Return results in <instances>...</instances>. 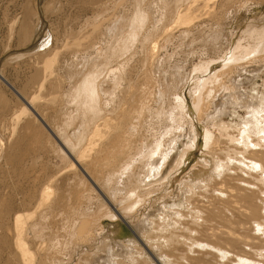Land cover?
<instances>
[{
	"label": "bare ground",
	"instance_id": "obj_1",
	"mask_svg": "<svg viewBox=\"0 0 264 264\" xmlns=\"http://www.w3.org/2000/svg\"><path fill=\"white\" fill-rule=\"evenodd\" d=\"M179 1L182 0H164V2H168L167 7L160 6L158 3L157 5L163 8L162 10L158 9V13L162 11L160 14L164 15L167 10L169 12L171 8H175L174 6ZM185 1V7L179 6L174 12L173 22L177 25L194 24V19L197 18L196 10L190 11L192 13L187 11L188 9L183 10L191 4L198 3L199 0ZM203 1L207 5L214 0ZM242 2L243 6L247 7L248 4L256 1L242 0ZM32 13L38 17L36 8ZM147 13L139 7H135L133 14L128 18V33H125L126 35L120 33L124 38L113 45L109 44L104 49H99L101 51L96 50L97 53L100 52L97 55L98 61L96 58L94 59L96 61L86 58L81 64V68L79 67L80 69L71 73V77L75 78L76 83L65 95L64 109L70 107L73 110L74 108L75 113L73 114L71 111L67 113L65 110L63 117H57L62 113L59 111L60 113L58 112L56 115L57 118L54 119L56 123H53L55 126L53 129L57 131L58 135L55 142L57 141L60 151L72 158V155L75 157L78 153V160L76 157L75 160L79 162L78 167L80 165L82 177H78L77 170H74V177H77L81 184L93 181L95 188L99 187L100 181H103V186H107L109 190V196L114 197L122 194L121 200L125 199V204L122 202L123 206H120L121 200H119V203L114 205L118 207L114 209L113 204H116V200L120 198L115 200L114 197V201L111 198L110 201L114 203L108 201L109 205L113 206V210L107 209L103 213L98 211L95 215L90 214L91 211L88 212L87 209H85L86 211L81 210L79 203L74 204L71 201L68 210L64 209L65 205H61L57 210V202L48 203L51 193L44 189L39 190L41 193H39L38 199L33 198L34 203L32 204L35 206L34 210L32 209L34 217L30 216L32 220H27L28 215H31L30 211V213L25 211L27 214L24 212L25 216L27 215L25 221H23V217L21 218L22 213H17L14 217L13 233L10 234L13 239V252L8 254L3 264H264V93L257 97L256 94L253 95L245 89L246 84H254L255 79H258L262 72L264 74V14L258 15L256 19L252 18V20L246 21L242 30L243 36L249 38L251 43L252 39L258 41L254 48L250 47L249 43L243 45L241 41L237 40L238 43L237 41H235L236 44L233 42L229 55H224L222 59L220 58L221 61L218 60L221 62L220 68L216 69L214 62L211 61L202 62L193 67L195 73L197 72L196 76L197 74L199 76L200 73L201 77H197L193 86L191 85L194 82L190 81L188 94L192 104L188 103L184 92H175L170 102L171 95L169 96L168 89L164 90L160 87L155 92L156 83L160 79L155 81L151 74L152 64L150 65V61L158 51L157 42H154L147 48L146 56L149 60L144 64L145 72L142 74L143 87H140L139 106L130 111L124 105V110L118 111L116 116L108 118L104 114L105 109L113 111L115 103L123 101L124 94L133 89L131 79L128 78L126 82V78L124 80L123 67L128 64L122 56L129 42L141 41L137 38L140 36H138V32L142 27H145L144 25L150 17ZM27 16L29 17V15ZM164 17L166 16L164 15ZM118 18L120 19L114 21L115 23L124 19ZM28 24V21L24 23L26 26L25 38L30 43L35 38L33 37L34 33L36 32V35H38L37 31L42 33V28L38 27L37 29L38 22L33 24L34 26H28ZM118 28L114 25L111 27L117 31L120 30ZM148 29L149 26L146 31L144 30L145 35L142 40H146L152 34ZM219 31L223 32L218 28L216 31L218 37L222 34ZM41 33L37 43L23 52L8 57L9 60L21 59L20 57L34 54L38 56L39 62L44 64L40 65L47 69L48 66L45 65L51 63L55 55L52 46L50 49L48 48L52 42H50L47 31L45 37L43 33L42 38ZM87 41L83 42L87 44ZM75 42L82 43L85 47L83 42L79 43L80 41L77 40ZM252 44L254 45V43ZM91 46L93 45L91 44ZM74 47L71 50H75L76 54L78 51L76 49H79L80 46L79 48ZM83 47L79 49L81 53L82 50L84 52L85 48L83 49ZM3 60L0 59L1 64H4ZM114 62H116L115 65L109 67ZM101 63L105 64L106 69L108 67L110 69L107 71L111 76V79L106 78L108 81L104 78L98 79L100 76L102 78V73L99 71L101 73L99 76L98 69H105L101 67L102 65L96 71L91 73L87 71L89 67L93 66V70ZM121 69L122 74L115 72L116 70L120 72ZM105 70L102 71L103 74ZM123 84L124 86H122ZM111 85L120 88L118 94H116L117 89L113 90ZM218 85L219 88L224 87L225 93H222L216 101L213 97ZM52 86L55 91L56 86ZM110 86L111 90H109ZM256 92L258 93L257 90ZM53 96L52 98H54ZM52 98L50 97L49 101L52 100L54 107L53 100H57L58 97ZM0 101H2V97ZM52 102L50 103L52 104ZM167 102H169L168 107H166ZM125 103L128 105L127 101ZM58 105L62 106L63 103H58ZM65 106L67 107L65 108ZM53 107L52 109H57ZM58 107V110H61L60 106ZM231 113H235L238 119L233 123L225 121ZM148 117L151 120L155 119L157 125L155 127L158 128V124H162L164 131L160 132V129L156 130L155 127H152L150 125L152 121H146ZM76 120L78 124L73 128L72 134H69V129L72 128ZM145 122L148 123L147 127L151 128V132L144 137L141 133L139 134V131ZM214 127L217 128L216 131L219 134L213 133L211 128ZM50 131L48 130V133L32 131L29 143L36 147V150L39 148L45 151L50 134L52 135ZM22 138H17L18 141L8 147H3L1 141L0 157L4 156V160L6 157L5 164H10V172L13 174L20 172L19 175L26 174L27 176L29 167L21 165L20 162V158L26 154V149L17 144L27 145L26 139ZM83 143H85L84 148ZM197 149L201 150L200 155L197 161L189 166V160ZM23 151L25 153L21 156ZM74 161L73 163H76ZM32 164L29 165L31 166L30 170L33 167ZM97 165L103 166L98 167ZM52 175L54 176V174ZM26 176L24 175V179ZM179 176L180 178L173 186V179ZM55 177L57 179L58 176ZM103 186L100 187L101 192ZM68 187L70 188V186ZM76 187L77 183H74L72 189L70 188L71 194ZM104 191L106 192V189ZM214 191H216L215 195ZM204 192L209 193L207 204L199 199V197L203 199ZM88 196L82 194L78 200L86 197L89 203L90 197L88 199ZM98 196L94 197L96 201H98ZM105 197L104 200L108 199L107 193ZM100 201L103 202L102 199ZM106 202L104 201V203ZM29 204L31 203H28V207L31 206ZM92 210L94 211V209ZM60 215L63 216V219L61 218L59 222V230L63 231L60 232L57 229L55 232L56 220H59L57 218H60ZM103 219L106 220L105 225ZM59 232H64L62 233V235L65 234V238L62 236L64 240L57 241L56 239L54 240L56 242L48 240L58 237ZM23 234L35 238L33 244L37 247L42 242L46 244V247L42 244L45 247H42L44 251L47 248L45 252H41V254L44 253L42 257L45 260L43 262L41 256V262L36 261L37 257L27 242L30 237L26 240ZM49 235H51L50 238H48ZM205 256H208L209 259H206Z\"/></svg>",
	"mask_w": 264,
	"mask_h": 264
},
{
	"label": "rangeland",
	"instance_id": "obj_2",
	"mask_svg": "<svg viewBox=\"0 0 264 264\" xmlns=\"http://www.w3.org/2000/svg\"><path fill=\"white\" fill-rule=\"evenodd\" d=\"M3 1H4L3 2L4 8L0 10V40H3V43L0 41V59L2 60L4 59L3 60L4 64L0 63V99L2 97V101H0V142L1 141L3 142L2 145L3 147L4 146L8 147V145L9 146L10 144L13 145L14 142H17L18 139L21 137H23L22 139H26L25 141L27 145L26 144L21 145L19 143L17 144L21 148L26 149L25 150L26 154L24 156L22 154H24L25 151L21 152V156L23 157L20 158V162L22 163L21 165H25L29 167L28 168L29 171L27 173V176L26 174H24L26 176L25 179L23 174L19 175L20 172H17V174H13V172H10L11 171L10 164H8L9 167L7 164H5L6 157L5 160H4V156H1L2 159L0 157L1 159L0 160V264H3V261L6 259L8 254H11L13 252V248H12L13 239H11L10 234L13 233V226H14L13 223H14L15 215L17 213L18 214L22 213L21 218L23 217V221H25L27 219V218L25 219V217H27V215L25 216L26 213L25 211H27V213L31 212L30 213L31 215H28L27 220L29 219L32 220L31 217H34V214L32 212L35 206V204L33 205L32 203H34V199H38V195L39 193H41L39 190L42 191L44 189L46 191H49V193H51L49 195V199L50 198L51 199L48 200V203H51L53 201H55V203L57 202L58 204V206L56 207L57 210H59V207L61 205H65L64 209L68 210L71 201L74 204L79 203V205H81V210L87 209L88 212L91 211L90 214H94V215L97 214L98 211L103 213L104 210L112 209V207L114 205H117L119 203V200H121L122 194H118L117 196H114L115 200L118 198L120 199L116 200V204L114 202H113L114 204L112 203V201H114V197L113 196L111 197V195L109 196L108 194L109 190L107 189V186L106 187L103 186L102 183L103 181L99 182L100 184L99 187L97 186L98 188L97 189L95 188L96 186L93 181L92 182L88 181L85 184H81L77 180V177H74L76 170H77L76 173L79 175L78 177L80 178L82 177L81 176L82 174L80 172V165L78 167L79 162H77L78 160L77 151L79 150L76 151L77 154L75 155L77 160H75L76 158L74 157V155H72L73 158L71 156L67 157L68 154L66 156L63 152L60 151L57 141L55 142V139L58 138V135H57V131L53 129L55 127L53 123H56L54 119H56L58 116L63 117L64 114L63 112H65V110L67 113L69 111H71L73 114L75 113V111H73L74 108L72 110V108L65 106V108L67 107V109H64V105L66 101L65 95L68 93V91L71 90V87H73L74 83H76L75 78L71 77V73H74L76 72L77 69H80L82 66L81 64L84 63L83 61L86 58H92L93 61H96L94 59L95 58L97 59V55H99L100 53V52L97 53L99 49L101 48L104 49L109 44L113 45V43L118 42V40H120L121 38H124V36H121V34L126 35L125 33H128L129 30L127 25V23L129 22L128 18L130 17V15L133 14L135 7H139L145 13L148 12L147 14H149L150 17L146 21L147 23H145L144 25L145 27H142L138 32V36L139 35L140 36L137 38L141 41L135 40L132 41L131 43L129 42V45L126 47L123 53L122 58L126 59L128 64V65L126 64L124 65L123 67L124 72L122 71V69L120 72L117 71L118 69L115 71L118 74L120 73L122 74V72L124 73L123 77L124 80L126 78L125 82L128 80V78H130L131 81L130 79L129 81L133 85V89L131 92L129 93L127 92L126 94H124L123 101L119 103H115V107L113 111H109L108 109H105L104 114L108 118L112 116H116L118 111L124 110L123 109L124 105H126L130 111H132L134 107L139 106L140 87H143L142 74L145 72L144 64L149 60L146 56L147 48L148 46H151L154 42H157L158 51L156 52L154 58L150 61V65L152 64L151 68L153 71V72L151 71V74L155 78V81H158L160 79L159 82L156 83L157 87L155 86L154 89L155 92H157V89L160 87L164 90L168 89V91L170 92L169 96L171 95L169 97V102L172 96H174L175 92H184L188 103L192 104L191 102L192 100L190 98V95L188 94L190 91L189 85H191L190 81L192 83L194 82L191 85L193 86L195 84V80L197 79V77L199 76L201 77V74L199 72H198L199 76L198 74L196 76L197 72L195 73L193 67H195L199 63L211 61L214 62L216 69L220 68L221 59L224 57V55L225 56L229 55L231 47H233L234 44L233 42L237 40L239 42L241 41V44L243 45H248L249 43L250 47L254 48L255 45L258 44V41L256 39H252L253 40L252 43H254L253 45L251 41H249L250 40L249 38H245V36H243L244 34L242 30L245 27L246 21L252 20V18L256 19L258 15L264 14V0L261 1L254 0L258 3L255 2L252 4H248L249 6L247 5V7L243 6L242 0H226L228 3L225 0H214L212 2H209L210 4L207 5H205V2L203 0H199L198 3L191 4L193 5L194 8L190 7L191 5L189 4L190 6H188V8L186 7L183 10L186 11V9H188L187 11L189 12L190 11L194 12L196 10L195 12L197 13V18L194 19L195 23L193 22L194 24L190 23L192 25L189 24L183 26V25L175 24L173 20L175 18L174 12L177 9V7L179 6L181 8L185 7L186 5L185 0L179 1L178 4L174 6L175 8L173 9L171 8L173 12L172 11L170 12L171 9L169 10V12L167 10L164 14L166 17H164V15H161L162 11L161 12L159 11L158 13V9L160 10L163 9L162 7L160 8L161 5L167 7L168 2H164V0L161 1L159 0H18L17 2L19 3L22 2V8L25 9V11H22L20 7V10L22 12L18 10L17 12L18 15H16L12 19V17H9L8 11H9V7H11L14 0H3ZM158 3L160 4V6L157 5ZM241 6L243 9L241 8ZM200 7L201 9L203 8L202 9L203 11L200 9ZM34 8H36L38 17H36L35 14L32 13ZM27 11L30 13H28ZM199 11L200 14L198 15ZM27 15H29V17ZM114 15L117 17V19ZM118 17L124 19L120 20L118 23L117 22L115 23L114 21L120 19ZM27 21L29 23L28 26L29 25L34 26L36 22H38L37 29L38 27L42 28V33L40 31L38 33L37 31L38 35H36L35 32L33 35V37L35 38H33L30 41V43H28L27 39L25 38L26 26L24 25V23ZM112 25L118 26L119 27L118 29L120 30L117 31L111 29ZM147 26H149L148 30H150L152 34L146 40H142V38L145 35V31L147 30ZM218 28L219 30L223 31V32L219 31L223 34L222 35L219 33L220 34L219 37L217 36L218 32H216ZM46 31L48 37L50 38V42H52V44L49 45L48 48L50 49V47L52 46V50H54V55H55L52 62L49 63L48 65H45L48 66L47 69L46 67L44 68L42 65H40L43 63L39 62L38 56L34 54L20 57L21 59L15 58L14 60L13 59H10L11 61L9 60V58L13 56L15 53L23 52L28 48H30L31 45H33L34 43H37V39L40 33H41V38L43 37V33L45 37ZM15 36L17 42L14 41ZM220 36L221 37L223 36L224 38L223 37L221 38ZM76 40L80 41L79 43L83 41H87V44L83 42L85 44V47H83L84 45L81 43L82 44L81 46V44L75 42ZM89 41H91L90 43L93 46H91V44L88 43ZM77 44L80 46V48L82 47L83 49L85 48L84 52L82 49H81L82 53L80 52L79 50L80 48ZM70 46L72 47L75 46L74 48L78 47L79 49L76 50H78L79 52L76 51L77 53L75 54V50L72 51L71 49L73 48L71 47L70 49ZM98 60L99 59H97V61ZM218 60L220 61L218 62ZM115 63L116 62L110 64L109 67H113ZM101 65L102 63L99 64V66L95 67V69L93 70H92L93 66L89 67L88 68L89 70L87 69V71L88 72L90 71L89 73H91L94 70L96 71L98 68L101 67L105 68L104 66L105 64L102 66ZM106 67L108 66L106 65ZM109 67L107 69L105 68L106 70L103 69L105 70L104 74L102 72L103 71L102 69L101 70L98 69L99 76L102 73V78H100L101 77L100 76L98 79H103V78L106 79L107 77L111 79L110 73L109 72H108L109 74L107 73V71L110 70ZM156 68H158L160 72ZM237 69L240 70V68ZM99 71H101V73ZM115 72L113 73L115 74ZM261 74H263V72ZM261 74L259 75L258 79H255L254 84L249 83L246 84L245 86V89L249 90V92L253 93V95L256 94L257 97H259L258 95L264 93V76H263L264 74L263 75ZM158 75H160L161 77L160 76L157 77ZM192 78L195 79L193 80ZM106 80L108 81V79ZM227 84L230 83L227 82ZM52 85H54V87L56 86L55 91L52 88L53 87ZM111 86L113 87V90L117 89L116 94H118L119 93L118 89L120 91V88H115L114 85ZM111 86L109 87V90H111L110 89L112 88ZM122 86H124V84ZM256 90L258 91V93L256 92ZM224 91H225L224 87L219 88L218 85V88H216L214 92L215 96L213 98L216 99L217 101V99L221 96V94L225 93ZM52 95H54L53 96L54 98H52ZM50 97L52 99L58 97L57 100L56 99L53 100L56 103V104L54 103L55 105L54 107L52 106L53 105L52 100L49 101ZM58 100H60V102H58ZM125 101L128 102V105L127 103H125ZM50 102H52V104ZM61 102L63 103V105L62 106L58 105V103L61 104ZM169 102L166 103L167 105L166 107H168ZM57 105L60 106L61 110H58L59 107ZM52 107L57 109L54 110L52 109ZM59 111L62 113L58 114ZM237 120L238 119L236 114L231 113L226 117L225 121L228 122L230 121L231 123H233ZM146 121L147 122L152 121V124H150L152 125V127L157 126L155 123L156 122L155 119L151 120L148 117ZM153 121L155 124L154 126H153ZM74 122L75 123L72 125V128L69 129V134H72L73 128L76 126V124H78L77 120ZM147 122L141 125L142 127L139 131V134L141 133L142 135H144V137L146 134L149 135V133L151 132V128L147 127L148 126ZM40 125H43L45 128ZM162 126H163L162 124L161 125L158 124V128L155 127V129L156 130L160 129V132H162L164 131L163 129L164 126L163 127ZM47 129L49 131L51 130L50 133H52V135L50 134L49 143L45 148L46 152L44 151V149L41 150L38 148V150H36V147H34L29 143V140L32 137L31 136L32 133L34 131L46 132ZM48 130L46 133H48ZM211 130L213 131V133L219 134V132L216 131L217 130L216 127L211 128ZM200 131L202 132L201 129ZM4 141L6 142L4 143ZM85 143H83V148L85 147ZM200 152H201L200 149L194 151V156L190 158L191 161L189 160L190 162L189 166L193 165L195 161H197ZM33 159L34 161L35 160L36 161L33 162L32 161ZM73 161L76 163H73ZM70 163L73 165L71 166ZM31 164L33 167L30 170L31 166L29 165ZM103 165H97V166L99 167ZM72 170L73 171L75 170L74 173ZM52 174H54V176ZM45 175H47L48 177H46ZM55 176H58L57 179ZM179 178L180 176L173 179L172 181V183H174L173 186L175 185V182H177ZM50 179L51 180L53 179L54 182L52 180V183H50L51 182ZM55 179L58 181H56ZM74 183H77V187L76 189H74V191L71 194L70 191ZM101 184L103 186L102 192L100 191L101 190L100 187H102ZM68 186H70L71 189ZM105 189L106 192L104 191ZM97 190L99 191L96 192ZM106 193L108 199L104 200V198H106L105 197ZM32 194L34 195L32 196ZM82 194L89 195L88 199L90 197L89 203L92 202L90 203L91 206L86 200L87 196L85 198H81L78 200V198L81 197ZM203 194L205 195L203 199H201L200 197L199 199L205 202V204H207L209 193L204 192ZM213 194L215 195L216 191H214ZM96 196L99 197V198L97 197L98 201H96V198H94ZM101 199L103 200V202L100 201ZM108 200L109 201L112 200L110 202L113 204V206H111V204L109 205L110 202ZM104 201L107 202L104 203ZM120 202L121 203H119V205L123 206V203L126 202V200L123 199ZM28 203H31L29 204L31 206L28 207ZM80 203L82 204L85 203L88 206L84 204L85 208H83L84 205ZM105 206L106 207L109 206L110 208L109 207L106 208ZM115 207L117 208L118 206H114V209ZM92 209H94V211ZM60 216H59L60 218H57L59 220H56L57 224L55 225V229H54L55 232H57V229L59 230V226H60L59 222L61 218L63 219V216L62 215ZM103 221L105 225L106 220L103 219ZM59 231L61 232L63 230L60 229ZM59 233H58L59 239L55 235L56 236L55 238L53 237V239L51 238L52 240L51 239L48 240L52 242H56L54 241L56 239L57 241L60 239L64 240L63 237L65 238V234L62 235V233L64 232L60 234ZM23 236L26 240H28V238L30 237L29 241L27 242L31 246V251H34L33 253L37 257V259L35 257L36 261L39 263L42 260L43 262L45 260L42 257L44 253L41 254V252H45L47 250L46 248L44 251V249L42 248L44 246L46 247V244L42 242L41 245L37 247L36 245L33 244L35 238L27 234L26 235L23 234ZM50 236L51 235H49L48 238H50ZM30 239H32L33 241L31 242ZM49 241L48 243H50ZM42 244H44V246H42ZM75 245L73 244V247ZM36 251L39 252L41 255ZM40 256L42 257L41 260H40ZM205 257L206 259H209L208 256Z\"/></svg>",
	"mask_w": 264,
	"mask_h": 264
},
{
	"label": "crops",
	"instance_id": "obj_3",
	"mask_svg": "<svg viewBox=\"0 0 264 264\" xmlns=\"http://www.w3.org/2000/svg\"><path fill=\"white\" fill-rule=\"evenodd\" d=\"M18 0H14L13 1V3H12V5H11V7H9V11H8V14H9V17H12V19L16 16V15H18L17 14V12H18V10H20V7H21V10L22 11H25V9H23L22 8V2H17ZM4 1L3 0H0V10H2L3 8H4V3H3ZM17 10V11H16ZM20 10V11H21ZM21 11V12H22ZM3 12V11H2ZM20 14V13H19ZM15 40V42H17V39H16V36H15V38H14ZM2 43H3V40H0ZM19 43V42H18ZM19 47V46H18Z\"/></svg>",
	"mask_w": 264,
	"mask_h": 264
}]
</instances>
